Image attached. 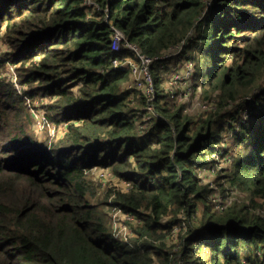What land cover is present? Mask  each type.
Wrapping results in <instances>:
<instances>
[{
	"label": "trees",
	"instance_id": "obj_1",
	"mask_svg": "<svg viewBox=\"0 0 264 264\" xmlns=\"http://www.w3.org/2000/svg\"><path fill=\"white\" fill-rule=\"evenodd\" d=\"M95 1L0 0V30L11 47L0 67L16 64L23 87L0 77V264H174L178 257L185 264H264V0ZM111 25L149 57L191 35L195 88L218 110L199 123L182 107L173 110L153 66L163 117L140 134L136 118L146 100L133 105L132 90L124 89L129 73L112 67L129 50H113ZM258 89L257 113L242 120L230 102ZM41 97L46 130L65 125L58 141L32 127L33 101ZM223 131L234 136L232 165L219 186L224 198L234 191L244 200L220 209L196 169L213 163ZM96 166L132 187L92 202ZM110 198L144 220L134 225L133 246L110 230ZM182 210L188 223L178 252L163 230L179 223Z\"/></svg>",
	"mask_w": 264,
	"mask_h": 264
},
{
	"label": "built area",
	"instance_id": "obj_2",
	"mask_svg": "<svg viewBox=\"0 0 264 264\" xmlns=\"http://www.w3.org/2000/svg\"><path fill=\"white\" fill-rule=\"evenodd\" d=\"M85 4L89 7H94L96 6V1L85 0ZM111 27L113 29V50L117 52H120L124 49L129 50V53L125 56L114 58L112 60V67L116 70L123 72L126 71L129 73V79L124 85V89L132 90L130 96L132 104L136 100L139 101V104L140 102H142L143 99L146 100L144 106L140 110L138 117L136 118V126L140 134H148L149 132H151L155 121L163 117L156 104V101L158 99V88L155 83V76L153 71V66L155 63H159V71L161 73L162 78L165 77L166 73L169 70V67L172 70V73L169 76L168 80H166L165 85L162 82V86L164 87V90L167 93L163 101H168L172 105V102H175V100H173L174 97L176 98V100L182 99V101L184 102V112H190L189 107L192 104L193 95L196 94L197 91L201 92V90H197L195 88V61L185 55L186 51L188 50L187 47L190 44V39L192 38V36L188 35L187 37L183 38L180 42L171 46L168 50L158 56L149 57L145 55L136 44L129 41L126 38L124 32L119 27L115 25H111ZM2 33L3 30H0V34ZM7 46L9 51L11 48L9 44H7ZM181 58L183 59L184 65L187 66L186 74L183 76L182 79H180L177 72L178 67L180 65L179 59ZM7 64L12 65V63ZM14 66H16V64ZM10 78L18 89L21 90L23 88L20 87L17 81L16 74L11 75ZM258 92L259 90H256L252 94H249L242 98H238L236 100V103L235 101L230 102V107L235 104L239 105V112L240 115L243 117L242 120H252L254 118V114L257 113L255 93L257 94ZM205 104L207 105V107H205V111L207 113L215 112L218 110V104L216 100L205 101L203 105ZM60 127L64 130L65 125H61ZM223 144L225 145V147H219L218 150L213 153L214 161L212 164L207 167L196 169V175L202 182L203 180H205L206 174L208 172H215V170L220 167L222 162L227 161L231 163V157L227 153L228 145L225 143V141L223 142ZM131 187L132 185L129 183L126 191L129 190ZM108 205L111 209V213L114 218V225L112 231L113 236L117 240L133 246L135 242V240H133L134 234L136 235L134 225L142 223V217H138L134 213L124 211L122 207L117 204H114L111 198L109 199ZM219 205L222 204L220 203ZM181 213L185 212L182 211ZM179 217L180 219L179 223H177V226H179V229H183L187 226L188 218L187 215L186 217L183 215H180ZM128 219L131 220L128 221ZM177 226H172V228H174L173 230L178 229ZM174 264H185V261L181 257H178V259L175 260ZM245 264L249 263L245 261Z\"/></svg>",
	"mask_w": 264,
	"mask_h": 264
},
{
	"label": "rangeland",
	"instance_id": "obj_3",
	"mask_svg": "<svg viewBox=\"0 0 264 264\" xmlns=\"http://www.w3.org/2000/svg\"><path fill=\"white\" fill-rule=\"evenodd\" d=\"M7 44L8 43L5 39V30H3V33L0 34V54H2L5 51H8ZM188 51L185 53L186 56L187 55L190 56L191 52H190V50H188ZM182 58L179 59L180 65H179L178 71H177L180 79L183 78V76L186 74V71H187V66L184 65ZM190 59H192V58H190ZM190 59H187V60H190ZM14 65L15 64L12 63V65L6 64L4 67H0V77L1 78H7V79L11 80V78H10L11 75H14V74L17 75V67L18 66H14ZM154 67L159 70V63H155ZM171 73H172V70L169 67V70L166 73L165 77L161 78V84L163 82V84L165 85V82H166V80H168ZM261 86L262 85H260L258 88L262 89V88H260ZM20 87H22V86L20 85ZM46 98L47 97H41L40 100L33 101V106L31 109V113H32V117H33L32 127L35 130V132L38 133L39 135L41 134L42 136H45L47 133L48 136L52 138V140L58 141L63 136L64 130L55 124L50 125L49 130H46V127L44 126V123H43L44 110H43L42 104L47 101ZM173 100H175V102H172V105L170 104L173 107V110H175L179 107H182V108L184 107L183 106L184 102L182 101V99L176 100V98L174 97ZM236 102L237 101H235V103ZM204 103H205V100H204L203 92L197 91V93L193 95L192 104L189 107L190 112H184V110H183V113L189 114V116L194 118V121L199 123L200 121L206 119L208 117V114H210V113H207L205 111V109H206L205 107H207V105L206 104L203 105ZM138 104H139L138 100H136L133 103V105H138ZM237 107L239 108L238 104L233 105L232 110L236 109ZM255 114H254V116H255ZM234 119H235L234 117H232V118L227 117L226 120L229 123L237 124L238 121L235 122ZM227 126H229V125H227ZM142 135H146V134H142ZM222 135L225 138L224 139L225 143L227 145H230V144L232 145V143H233V138H231L232 133L230 134L229 131H223ZM207 146H209V141L206 143V147ZM219 146L225 147V145L223 143H220ZM231 163H232V161H231ZM231 163L227 162V161L222 162L220 167L217 168L215 170V172H208L206 174L205 180H203L204 184H208L210 187L215 189V194H217V196L215 195L211 199H212L213 203L215 202L214 205L220 209H223V205H219L220 203L222 204L223 202H226V201L231 202L233 200V198L244 200V197L242 195H239L238 192H234V191H231V195L226 196V198H224L223 193H222V188L219 186V181H220V180L218 181L219 174L225 175L229 171V169L232 165ZM90 175H91V178L94 181V184H95L96 189H97L96 197L94 199H92V202H94V203H97L99 200H105V193L107 192V190L118 188V189H122V191H126L127 186L129 184V182L127 180H125V179L121 178L120 176H117L116 174H114L113 171L109 167L96 166V167L91 169ZM219 195H220V198H219ZM108 202L109 201H107V203ZM107 203L105 205V210H106L107 215H108L109 227H110V230L112 232L113 231V225H114V218L112 216L111 209ZM202 205H203L202 202H200L198 205V212H196L192 217L191 222H192V225L194 227L198 224L199 216L202 214V211H201ZM173 209H176V208L173 206ZM260 210L264 212V208L260 209ZM182 211H180L177 218L180 219V217H179L180 215H183L186 217L185 213H181ZM173 215H174L173 212H171L168 216H165L163 218V223L168 224L169 219H172ZM141 219H142V222H144L143 218H141ZM130 220L131 219H128V221H130ZM176 226H177V223L174 225V227H176ZM177 228L179 229V226H177ZM173 229L174 228H172V227L166 228L163 230V232H165L167 235L168 245L172 248L174 247V249H173L174 251L178 250V252H179L180 251L179 248L181 247L180 241H179L180 235L184 234L186 232L184 231V229L183 230L182 229L173 230ZM136 237H137V235L134 234L133 240ZM202 249L205 252L207 251L205 247H202ZM206 257H208V256L206 255Z\"/></svg>",
	"mask_w": 264,
	"mask_h": 264
},
{
	"label": "bare ground",
	"instance_id": "obj_4",
	"mask_svg": "<svg viewBox=\"0 0 264 264\" xmlns=\"http://www.w3.org/2000/svg\"><path fill=\"white\" fill-rule=\"evenodd\" d=\"M233 136V135H232ZM234 137V136H233ZM211 159H213V158H211Z\"/></svg>",
	"mask_w": 264,
	"mask_h": 264
}]
</instances>
